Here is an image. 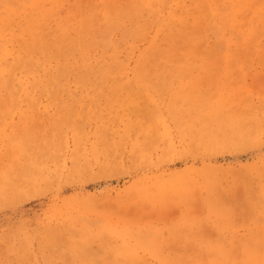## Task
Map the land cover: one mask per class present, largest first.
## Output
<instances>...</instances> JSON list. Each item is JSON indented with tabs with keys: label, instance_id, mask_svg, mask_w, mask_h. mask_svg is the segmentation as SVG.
<instances>
[{
	"label": "rangeland",
	"instance_id": "rangeland-1",
	"mask_svg": "<svg viewBox=\"0 0 264 264\" xmlns=\"http://www.w3.org/2000/svg\"><path fill=\"white\" fill-rule=\"evenodd\" d=\"M4 1V38L83 37L93 70L115 50L131 78L175 37V60L219 68L203 85L80 86L74 66L55 87L16 70L24 88H0V264H264V0Z\"/></svg>",
	"mask_w": 264,
	"mask_h": 264
},
{
	"label": "bare ground",
	"instance_id": "bare-ground-1",
	"mask_svg": "<svg viewBox=\"0 0 264 264\" xmlns=\"http://www.w3.org/2000/svg\"><path fill=\"white\" fill-rule=\"evenodd\" d=\"M3 1L4 0H2V2ZM111 1L112 0H110V2ZM108 2H107V4H108ZM100 4L103 5V3H101V2H100ZM107 4H105V5H107ZM77 8H79V7H77ZM92 11H95V10H92ZM4 14H5V12H4ZM14 17H15V15H14ZM101 18H102V15H101ZM62 19H64V18H62ZM67 21H69V20H67ZM79 21L80 20H78V22ZM84 21H85V19H84ZM109 21H111V19L108 20L107 27L109 26V24H113V23H110ZM64 22H66V21L64 20ZM36 23H38V22L35 21V24ZM60 23H61V21H60ZM68 24H70V22ZM73 24H75V23H73ZM105 24H106V22H105ZM64 25H66V23ZM78 26H79V24H78ZM135 27L136 26H134V28ZM114 28H115V25H114ZM73 29L74 28H72V30ZM75 29H79V28H75ZM192 29L196 30L197 26L196 25L192 26ZM219 29H220V27H219ZM26 30L28 31L30 29L26 28ZM70 30H71V28H70ZM5 31H7L6 28L0 27V40H2L3 42L13 43L19 49V52H17L15 55H12V56L10 55L11 53L8 52V50L6 49L5 46L2 49H0V88H2L3 90H6L7 97L9 99L15 98L16 89L17 88H19V89L24 88L23 85H25L23 83V80L15 79V76H16L15 71L16 70H19L20 72H22L23 75H26V76L29 75L31 77L32 82L36 81L35 72L37 70H42L44 73V77L42 76L43 77L42 83L37 82V84L55 87V85H64V81L66 79L65 76L67 75V73L71 72V68H73L74 66H78L77 68H80L81 72L78 74V76H76L72 85H80V86L81 85L82 86L83 85H91V86H93V85H203L202 84L203 83L202 82V75L207 70L214 72V71H217V69L219 68L216 58H209V60H207V61H205L202 58L197 59L196 54H195V50H193L192 52L187 50L186 51V54H187L186 57L182 56V58L180 60H175L173 53H171V50H170V49H173L176 47L174 44V42H175L174 39H177L178 37H175V38L166 40V42H167L166 48H158L157 45L155 44L154 40H152L148 44L146 49L139 54L138 60H136V62L133 65L132 76H131V78H129L125 74V69H124L123 65L121 63H119V61L115 57V55H114L115 50H113V54L110 56L109 62H108V64L105 65V67L93 70V66L90 64V58H89V53H90L89 51L92 47V44L90 42H87L84 39H82L83 38L82 36H81L82 38L78 37V38L71 39V40L67 38V39H64L63 41H60L61 38H59V39L36 38V37H32L33 35L31 37H23V36H20L18 33H17L18 35L15 34L16 32L13 34L9 30L8 37L4 38L2 35H4ZM127 31H128V29H127ZM17 32H19V31H17ZM58 34H60V33H58ZM51 35H53V34H51ZM84 37H85V35H84ZM194 38H196V40L198 39L197 36H194ZM238 39H240V38H238ZM218 40L223 41V38L219 37ZM224 43H226V41ZM107 45L111 46V43L102 41L98 46L106 47ZM9 48H10V46H9ZM239 50H240V48H239ZM217 53H215V54H217ZM72 54H75V56H73ZM215 54H213V55H215ZM221 54L223 55L222 59L224 61V64L231 60V56L229 53H227V52L223 53L222 52ZM241 56H243V55H241ZM9 57L11 58V62H8ZM50 58L54 59V61L56 63V64H54L55 68H54L53 73H49L46 70V68L44 67V63L46 61H49ZM263 61H264V58H263ZM93 63H94V61H93ZM191 67H193V69L195 71H197L196 75H193L190 73ZM39 77H40V75H39ZM212 78H214V76ZM220 85H224V84H220ZM30 89H32V88H30ZM35 91L37 92V90H35ZM50 95H52V94H50ZM28 98H29L28 95H24V99H28ZM41 98H42V96H41ZM28 102H30V100ZM50 102H52V101H50ZM26 103H27V101H26ZM39 174H41V173H39ZM218 255H220L219 252H214L213 258L210 261H212L213 263H217ZM247 264H249V262H247Z\"/></svg>",
	"mask_w": 264,
	"mask_h": 264
}]
</instances>
